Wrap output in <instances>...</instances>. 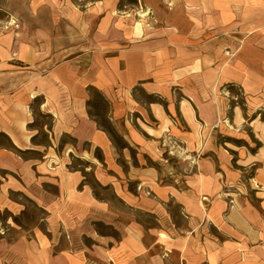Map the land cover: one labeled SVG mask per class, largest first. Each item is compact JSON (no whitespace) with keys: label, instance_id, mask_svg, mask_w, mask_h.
<instances>
[{"label":"crops","instance_id":"1","mask_svg":"<svg viewBox=\"0 0 264 264\" xmlns=\"http://www.w3.org/2000/svg\"><path fill=\"white\" fill-rule=\"evenodd\" d=\"M147 1L145 21L121 0H0V209L23 193L51 226L0 244L22 264H264V0ZM35 99L53 144L28 158ZM64 133L113 200L59 158Z\"/></svg>","mask_w":264,"mask_h":264},{"label":"rangeland","instance_id":"2","mask_svg":"<svg viewBox=\"0 0 264 264\" xmlns=\"http://www.w3.org/2000/svg\"><path fill=\"white\" fill-rule=\"evenodd\" d=\"M70 2L67 4V7L62 6V10H65L64 13L70 12H88L90 7L93 6L99 0H67ZM122 10L131 11L135 10V12L142 17L145 21L146 19H150L149 15L151 14V6L150 2L147 0H121ZM117 11V10H116ZM0 15L3 17L4 14ZM91 102L89 113L92 114L100 123L102 128L108 130L111 136L114 139V142L117 145H122L121 138L114 134V129L111 127L109 118H108V102L102 98L99 91L95 88L91 90ZM41 99H35L32 104L33 114L35 116L34 122L31 124L33 128L38 130L36 135V141L41 144V151L38 150H22L21 153L24 157L35 158L41 157L43 151H46L49 144H53L52 135L49 130H52L55 126L54 117L50 113H45L41 105ZM53 131V130H52ZM54 138V144H56V150L59 158L65 162L68 166L73 167L75 169H79L84 174V180L87 181L91 186H94L95 191L100 197L114 199L111 192L106 189L105 186H101L96 180L95 174V165L93 163V159L88 158L85 154L83 156L81 152V147H87L85 144L78 143L76 139L72 136L64 133L63 135L58 134ZM0 144L8 145L9 140L7 137H4L0 134ZM71 148V151L67 149ZM43 150V151H42ZM98 157H102V153L100 151H96L95 153ZM49 189H54V184L50 183L49 185H45ZM14 200L18 202H23L25 207L22 211L13 213L10 210L0 209V244L13 242L18 239L23 233H26L28 236L32 237L34 234L33 229L39 225L42 229L46 230L51 228L50 221L48 219L47 210L41 208L37 205V203L33 202L23 193L21 194H12ZM58 230V246L54 248V251L65 250L68 247L67 237L65 236L63 230H60V226L54 227ZM101 231L111 232L116 235V231L100 228ZM50 230V229H49ZM62 232V233H60ZM14 254H9L8 251H3L0 245V264H22L20 260H17V256ZM54 264V263H52ZM87 264V263H84Z\"/></svg>","mask_w":264,"mask_h":264},{"label":"trees","instance_id":"3","mask_svg":"<svg viewBox=\"0 0 264 264\" xmlns=\"http://www.w3.org/2000/svg\"><path fill=\"white\" fill-rule=\"evenodd\" d=\"M115 132V131H114ZM114 134H116V132L114 133ZM117 135V134H116ZM123 144H126V142H123ZM127 145V144H126Z\"/></svg>","mask_w":264,"mask_h":264}]
</instances>
